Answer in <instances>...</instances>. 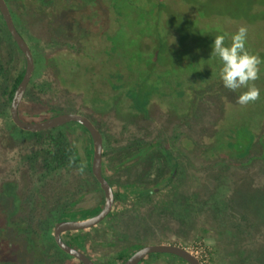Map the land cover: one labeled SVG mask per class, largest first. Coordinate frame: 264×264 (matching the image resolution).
Segmentation results:
<instances>
[{"label": "rangeland", "instance_id": "obj_1", "mask_svg": "<svg viewBox=\"0 0 264 264\" xmlns=\"http://www.w3.org/2000/svg\"><path fill=\"white\" fill-rule=\"evenodd\" d=\"M158 1L169 42L177 44L163 49L186 82L182 97H153L146 118L125 91L110 93L89 79L88 72L96 73L101 57L90 48L82 16L96 10L108 17V2L6 0L35 62L20 117L37 122L58 110L87 117L102 133L103 173L122 198L115 197L102 223L77 231H87L77 247L96 264H115L120 252L133 254L160 244L203 250L205 264H264V102L239 105L237 98L247 89L225 88L219 75L222 63L211 57L215 36L225 35L230 46L231 36L244 25L246 48L264 61V10L258 8L264 0ZM119 5L125 9L123 1ZM23 68L25 56L2 19L0 264H80L56 245L52 214L48 221L44 218L48 211L57 214L66 207H103L104 193L86 163L90 136L79 123L61 126L80 160L52 165L48 151L53 147L46 135L38 140L10 117L8 95ZM260 78L264 81V63ZM245 126L255 144L250 154L239 157L226 147L230 136ZM151 144L167 148L172 159L157 150L140 161L125 156ZM145 190L152 195L141 196ZM37 210L42 214L35 226L51 227L44 243L29 228ZM77 232L64 233V240ZM139 264L188 263L171 254H151Z\"/></svg>", "mask_w": 264, "mask_h": 264}, {"label": "trees", "instance_id": "obj_2", "mask_svg": "<svg viewBox=\"0 0 264 264\" xmlns=\"http://www.w3.org/2000/svg\"><path fill=\"white\" fill-rule=\"evenodd\" d=\"M103 1L108 2L110 5L108 17H104L101 12L96 10L88 11L82 16L83 22L88 26L87 40L90 48L95 52L97 51L101 57L98 62L100 66L95 70L96 73L93 75L92 72H88L89 79L92 83H96V86L110 93L120 90L125 91L127 98L132 102V106L140 114L148 118L149 106L153 97H182L184 94L183 85L186 82L179 73L180 69L178 66L163 49L177 47L175 42H169L171 34L167 31L168 27L163 5L158 0H143V2L132 0ZM120 1H123L125 4L124 10H121ZM258 8L263 12L264 6L258 5ZM2 19L0 15V21ZM24 73L25 69L23 68L15 78L8 95V104L11 103L15 90L22 81ZM188 81L190 82V80ZM255 85L260 89L264 87V81L260 78L255 81ZM256 102H264V91H260V99ZM52 112L53 116L61 114L58 110H53ZM40 118L47 119L49 117L44 115ZM23 120L33 122L28 119ZM83 130L88 133L85 128ZM42 134L46 135L49 144L53 147V150L49 149L48 151L50 155L48 157H52V165L65 163V161L68 164L79 162V151L68 140L61 127L34 133L33 136L40 140ZM229 139L230 141L227 142L226 150L234 149L236 155L239 157H246L250 154L255 144V136L246 126L237 129L235 134L230 136ZM89 140L91 141L90 138ZM152 150L161 152L168 160L172 159L170 151L160 144L147 145L137 152L125 156H131L129 158L130 161H140L146 158ZM91 158L92 149L87 154L86 163L89 170ZM68 164L60 165L58 168L55 167V169H60V167L67 166ZM118 168L120 167L118 166ZM46 184L49 185L48 183ZM141 195L150 196L151 193L145 190ZM115 197H117V200L122 198L119 194H115ZM71 206H73V203ZM70 209L66 207L62 212H58L57 214L48 211L44 219L48 221V215L51 214L52 223L66 218L74 220L87 218L97 214L101 207L93 210L79 211H72ZM41 214L40 210L35 211L34 216L30 217L29 228L35 231L37 239L41 243H44L50 238L51 227L43 226L42 223L35 226V223H39ZM86 232H77L67 240V243L79 249L77 246L84 240ZM131 255L126 251L120 252L115 258V264L123 263ZM210 256H212L211 252ZM210 259L212 261V257Z\"/></svg>", "mask_w": 264, "mask_h": 264}, {"label": "water", "instance_id": "obj_3", "mask_svg": "<svg viewBox=\"0 0 264 264\" xmlns=\"http://www.w3.org/2000/svg\"><path fill=\"white\" fill-rule=\"evenodd\" d=\"M0 15L2 16L6 28L11 37L15 41L20 51L25 56L26 68L22 81L17 86L10 105V117L12 122L21 130L32 133H39L42 131H49L71 122L79 123L88 131L92 141V158H91V172L96 181L100 185L104 193V205L100 211L87 218L78 219H62L55 224L54 227V241L56 245L66 254L72 256L81 264H96L86 253L77 249L67 243L63 238L66 232H77L89 230L96 225L102 223L112 212L115 203V192L111 183L103 173V150L104 142L102 133L94 126V124L85 116L71 113H61L47 119L28 122L20 117L19 107L24 99L26 90L31 81L35 62L33 53L24 39V37L17 30L12 14L8 7L6 0H0ZM151 254H171L184 260L188 264H202L198 257L187 249L178 245L160 244L153 246H145L135 251L126 261L121 264H139L144 258Z\"/></svg>", "mask_w": 264, "mask_h": 264}, {"label": "clouds", "instance_id": "obj_4", "mask_svg": "<svg viewBox=\"0 0 264 264\" xmlns=\"http://www.w3.org/2000/svg\"><path fill=\"white\" fill-rule=\"evenodd\" d=\"M247 35V26H240L231 36L230 46L225 45V35L215 36L211 54L222 63L219 75L225 88L230 91L247 89L236 101L245 107L260 99V89L255 81L260 79V65L264 63L259 55L250 53L246 48Z\"/></svg>", "mask_w": 264, "mask_h": 264}, {"label": "built area", "instance_id": "obj_5", "mask_svg": "<svg viewBox=\"0 0 264 264\" xmlns=\"http://www.w3.org/2000/svg\"><path fill=\"white\" fill-rule=\"evenodd\" d=\"M191 253H193L196 257H198L202 264H205L208 261L207 254L203 250H196Z\"/></svg>", "mask_w": 264, "mask_h": 264}, {"label": "flooded vegetation", "instance_id": "obj_6", "mask_svg": "<svg viewBox=\"0 0 264 264\" xmlns=\"http://www.w3.org/2000/svg\"><path fill=\"white\" fill-rule=\"evenodd\" d=\"M156 191H158V190H156ZM141 193H142V192H141ZM152 193H153V192H151V195H152ZM141 196H142V195H141Z\"/></svg>", "mask_w": 264, "mask_h": 264}]
</instances>
